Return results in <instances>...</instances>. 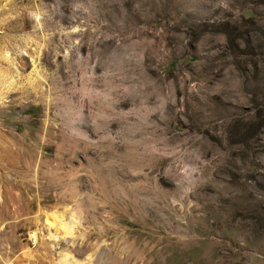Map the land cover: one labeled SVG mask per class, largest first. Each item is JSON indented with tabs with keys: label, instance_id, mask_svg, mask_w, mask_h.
I'll return each mask as SVG.
<instances>
[{
	"label": "rangeland",
	"instance_id": "1",
	"mask_svg": "<svg viewBox=\"0 0 264 264\" xmlns=\"http://www.w3.org/2000/svg\"><path fill=\"white\" fill-rule=\"evenodd\" d=\"M0 226V264H264V0H0Z\"/></svg>",
	"mask_w": 264,
	"mask_h": 264
},
{
	"label": "bare ground",
	"instance_id": "2",
	"mask_svg": "<svg viewBox=\"0 0 264 264\" xmlns=\"http://www.w3.org/2000/svg\"><path fill=\"white\" fill-rule=\"evenodd\" d=\"M70 222H74V220L70 219ZM34 223L37 227L30 233V239L34 244L47 243L51 245V247H55L59 245L60 239L65 238L69 230V224L66 222L65 217L62 214H57L52 211H45L42 219L38 220L36 218ZM1 229L2 226H0V231ZM68 257V255L63 254L64 259H67Z\"/></svg>",
	"mask_w": 264,
	"mask_h": 264
}]
</instances>
